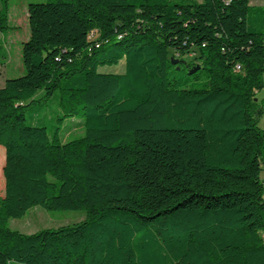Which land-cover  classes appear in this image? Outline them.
<instances>
[{
    "label": "trees",
    "instance_id": "16d2710c",
    "mask_svg": "<svg viewBox=\"0 0 264 264\" xmlns=\"http://www.w3.org/2000/svg\"><path fill=\"white\" fill-rule=\"evenodd\" d=\"M25 10L22 74L0 87V264H264V5ZM8 12L0 0L2 35ZM120 61L123 72L101 71ZM26 109L53 110L51 133ZM78 117L82 135L63 141L62 123ZM37 206L85 218L32 234L7 227Z\"/></svg>",
    "mask_w": 264,
    "mask_h": 264
},
{
    "label": "rangeland",
    "instance_id": "374dc122",
    "mask_svg": "<svg viewBox=\"0 0 264 264\" xmlns=\"http://www.w3.org/2000/svg\"><path fill=\"white\" fill-rule=\"evenodd\" d=\"M200 2L201 0H196ZM46 0H9V12L8 16L10 18V29L6 33V47L9 51L8 44L14 43L13 48H18V51L15 53L11 52L8 57H12V67L14 69L13 73H10L7 78H15L22 74V71L15 72L16 65L21 67L20 61V47L21 43L26 41L28 37V29L26 25V18L24 16L23 9L28 3H44ZM251 6H262L264 0H249ZM10 45V44H9ZM10 53V51H9ZM195 58L194 55H186L180 59L185 62H192ZM124 70V62L120 61L116 66L105 67L101 69L102 72H111V73H121ZM201 83H195L192 87H200ZM262 91V90H261ZM264 92V90H263ZM264 94V93H263ZM31 111L26 109L25 115L28 123L34 122L35 120L40 121L38 124L45 126L47 131L51 133L52 122L51 117L54 116V111L47 109L46 111H40L36 116L29 118ZM83 117L71 118L65 120L61 125V130L59 132V137L63 141L72 140L78 138L82 135V127L78 124H82ZM5 148L0 146V171L4 163ZM4 193V179L1 173L0 180V196ZM264 196V195H263ZM85 218V213L83 211H45L41 207H33L29 209L21 218L19 219H10L7 223V227L10 230L17 231L21 234H32L42 229H54L60 226L71 225L77 222L82 221Z\"/></svg>",
    "mask_w": 264,
    "mask_h": 264
},
{
    "label": "crops",
    "instance_id": "0c3cea01",
    "mask_svg": "<svg viewBox=\"0 0 264 264\" xmlns=\"http://www.w3.org/2000/svg\"><path fill=\"white\" fill-rule=\"evenodd\" d=\"M249 5H250V3H249ZM23 11H24V16L26 18L25 8L23 9ZM9 21H10V18H9ZM9 26H10V23H9ZM6 38H7L6 35H2L0 33V87L3 86L4 81L7 79L8 75L10 73H13V71H14V69L12 67V57L9 58L8 55L10 54V56H11V52H14V55H15V53L18 51V48H15V49L13 48L14 43L12 42V43H9L10 45L8 44V48L10 51V53H9V51L7 50V47H6ZM15 56H17V55H15ZM17 71H22V66L18 67L16 65L15 72H17ZM263 82H264V74H263ZM263 90L260 91L259 93H257V100H259V101L264 100ZM258 126L260 129L264 130V114L259 119ZM260 179L264 180V169L260 173Z\"/></svg>",
    "mask_w": 264,
    "mask_h": 264
},
{
    "label": "water",
    "instance_id": "95a60500",
    "mask_svg": "<svg viewBox=\"0 0 264 264\" xmlns=\"http://www.w3.org/2000/svg\"><path fill=\"white\" fill-rule=\"evenodd\" d=\"M178 61L177 60H172L171 63L172 64H176ZM199 69L198 66H196L194 69L188 71L189 74L195 73L197 70Z\"/></svg>",
    "mask_w": 264,
    "mask_h": 264
},
{
    "label": "built area",
    "instance_id": "2783aa9c",
    "mask_svg": "<svg viewBox=\"0 0 264 264\" xmlns=\"http://www.w3.org/2000/svg\"><path fill=\"white\" fill-rule=\"evenodd\" d=\"M88 38H89V39H94V33L91 32V33L89 34Z\"/></svg>",
    "mask_w": 264,
    "mask_h": 264
}]
</instances>
